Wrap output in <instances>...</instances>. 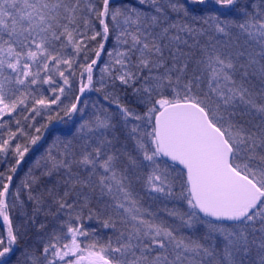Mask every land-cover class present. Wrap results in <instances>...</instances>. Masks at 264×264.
<instances>
[{"label": "snow or ice", "instance_id": "6c2138e0", "mask_svg": "<svg viewBox=\"0 0 264 264\" xmlns=\"http://www.w3.org/2000/svg\"><path fill=\"white\" fill-rule=\"evenodd\" d=\"M0 264H264V0H0Z\"/></svg>", "mask_w": 264, "mask_h": 264}]
</instances>
